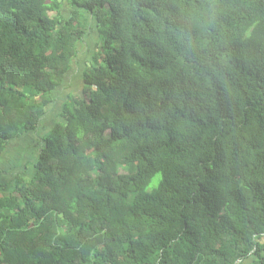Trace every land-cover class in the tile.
Here are the masks:
<instances>
[{"label":"trees","instance_id":"obj_1","mask_svg":"<svg viewBox=\"0 0 264 264\" xmlns=\"http://www.w3.org/2000/svg\"><path fill=\"white\" fill-rule=\"evenodd\" d=\"M88 15L83 95L0 184V264H264V0H0V159Z\"/></svg>","mask_w":264,"mask_h":264},{"label":"rangeland","instance_id":"obj_2","mask_svg":"<svg viewBox=\"0 0 264 264\" xmlns=\"http://www.w3.org/2000/svg\"><path fill=\"white\" fill-rule=\"evenodd\" d=\"M72 8L70 5H68L67 2H65L64 6V12L66 16H69L71 14ZM90 19V29L89 33L85 36L84 41L79 44V55L77 58L74 60L75 70L71 69L70 72H76L78 71L77 75L79 77L74 79V85L72 86V92L70 95L73 96H81L83 95V90H82V77L87 69V67H94L95 66V61H94V54L100 47L102 48L103 46V36L102 34L100 35L97 20L92 16L88 15ZM101 37V38H100ZM100 46V47H99ZM81 76V77H80ZM62 88L60 87L54 92V97H55V103L52 105V110L51 112L47 111L48 114L46 117H43L41 120V125L40 128L37 132H32V133H25L21 139L16 140L17 138L13 139L16 140L15 142L11 143L9 142L7 145V148L5 152L2 154L1 159H0V175L4 177V183H9L11 182L13 184L15 173H20V168H22V171L25 169L27 170V167L29 164L34 162L37 158L38 152H39V147L37 145V142L40 140V138L47 132H50L51 129L58 124L59 122L63 121V118L59 117L58 111H60V105L64 104L65 101L68 99V95L70 91L64 92V90H61ZM68 93V94H67ZM69 95V96H70ZM52 122L47 121V119H52ZM46 124L49 128L44 130V125ZM12 140V141H13ZM28 163L27 165H25ZM25 165V166H24ZM29 170L30 167H28ZM15 176V177H13ZM10 188L3 189V187H0V196L4 195V193L7 195L9 192Z\"/></svg>","mask_w":264,"mask_h":264},{"label":"crops","instance_id":"obj_3","mask_svg":"<svg viewBox=\"0 0 264 264\" xmlns=\"http://www.w3.org/2000/svg\"><path fill=\"white\" fill-rule=\"evenodd\" d=\"M74 66H75V64H73L72 69L75 70L76 67L74 68ZM77 72H78L77 70H76V72L74 71V72H72V73L69 71L68 74H67V76H66V78H65V81H64L63 85L60 86V87L62 88L61 90H64V92H68V91H70V93L68 92L69 95H70L71 92H72L71 90H72V86L74 85V79L77 78V77H79V75H77V74H78ZM80 77H81V76H80ZM60 87H59V88H60ZM59 88H58V89H59ZM83 89H84V82H83V77H82V90H83ZM68 93H67V94H68ZM69 95H68V97H69ZM67 100H68V99H67ZM67 100L65 101V103L67 102ZM54 103H55V102H54ZM65 103H64V104H65ZM64 104L60 105V108H61V109H60V111H58V114H57L59 117H61V113H62V110H63V106H64ZM52 105H54V104H52ZM52 105H51V107L49 108V111H50V112H51V110H52V108H53ZM47 115H50V114L46 113V115H45L44 117H46ZM46 120L52 122L53 117H52V119H47V118H46ZM43 125H44V126H43V127H44V130H46V129L49 130L48 126H47L45 123H44ZM46 133H47V132H46ZM46 133H45V134H46ZM45 134H44V135H45ZM21 137H22V136H21ZM42 138H43V136H42V137L40 138V140L37 142V145L40 146V148L42 147V144H43V140H42ZM18 139H21V138L19 137V138H17L16 140H18ZM16 140H13V141L11 140L10 142L13 143V142H15ZM27 164H28V163H26L25 165H27ZM25 165H24V166H25ZM29 165H30V164H29ZM29 165H28V166H25V167H27V170H26V169L24 170V171H26L27 174L31 173V172H30L31 170H29V168H28ZM22 168H23V167H22ZM22 168H20V170H19L20 172H22ZM17 174H19V173H15V176H16ZM15 176H13V177H15ZM4 181H5V180H4V177H2V176L0 175V184H3V185H4ZM3 185H0V187H3Z\"/></svg>","mask_w":264,"mask_h":264}]
</instances>
